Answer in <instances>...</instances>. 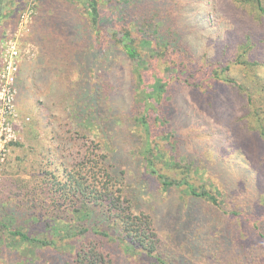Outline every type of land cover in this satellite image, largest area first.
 <instances>
[{"label":"rangeland","instance_id":"374dc122","mask_svg":"<svg viewBox=\"0 0 264 264\" xmlns=\"http://www.w3.org/2000/svg\"><path fill=\"white\" fill-rule=\"evenodd\" d=\"M34 4L13 0L14 16L0 25V56L9 43H16L21 58L15 97L19 117L11 125L14 137L0 161V226L9 217L12 229L55 240V247L34 253L33 264H76L79 250L92 245L106 263H151L126 250L120 230L112 229L103 210L94 214V221L85 220V226L76 221L75 229L110 228V237L89 231L65 239L67 232L53 231L58 221L67 223V213L76 215L74 205L91 206L92 197L74 193L71 179L77 172L92 176L87 159L102 153H108L105 168L113 176L112 192L121 191L134 212L151 217L173 256L168 255L171 264H257V259L264 264V137L247 97L253 92L264 100L262 84L254 85L264 80V65L245 68L238 62L248 34L259 42L251 58H264V20L253 18L250 2L101 0L103 30L128 28L139 41L151 42L143 48L144 86L151 88L156 80L166 84L153 106L136 97L133 63L109 43L98 58L95 40L86 36L89 30L69 5L56 10L69 22L74 20L73 42L82 45L87 62L82 70L77 68L80 72L73 67L82 82L66 77L67 72L54 76V70L42 63L45 54L36 35L43 7L52 8L49 2L39 8ZM147 4L153 11L145 15ZM95 60L105 80L95 77L88 85ZM90 89L98 91L97 99ZM107 95L112 97L108 100ZM76 104L82 113L91 108L94 121L79 114ZM139 115H146L150 125L149 154L146 134L137 124ZM147 156L174 182L172 187L166 188L147 171ZM185 182L199 191L218 190V203L186 196ZM72 226L62 229L73 230ZM4 233L0 229V236ZM6 242L13 244L11 239ZM5 247L0 245V264H18L19 254Z\"/></svg>","mask_w":264,"mask_h":264},{"label":"trees","instance_id":"16d2710c","mask_svg":"<svg viewBox=\"0 0 264 264\" xmlns=\"http://www.w3.org/2000/svg\"><path fill=\"white\" fill-rule=\"evenodd\" d=\"M47 2L50 3L52 10H45V7H43V10L41 11V14L39 16V22L37 24L38 33L36 35L39 50L42 49L40 47H43L41 55L43 56L45 54L42 63L49 65V67L54 70V76L60 78L64 76L62 74L68 73L66 77L72 75L77 81L82 82V77L76 72H73V67H75L76 70L80 72L77 68H80V70H82L83 65L85 64V62H87V60L85 61V58L83 56L84 51L82 45L79 42V44L73 42L72 37L74 33L72 32L71 27L74 20L72 22H69L62 16L61 11L56 10L59 5L65 6L67 8L69 6H73L74 10H77L79 20L83 21L85 27L89 30L88 34L86 32V36L88 35L92 42L93 39L95 40V43L91 44L94 46V53L96 54V56L99 58V53L102 52V49L104 48L106 43L113 44L115 47L119 48L120 51L123 52L133 63V76L135 81V91L137 95L136 97L140 101L146 102V104L150 106L155 105L156 102L159 103V95H157V93L165 88L166 84L163 83L162 80H156L151 88H145L144 86L143 71L145 69L147 61L144 57L143 48L147 45H151L150 41H139L138 36H136L128 28H125L124 30H116L113 32L109 31L108 29L103 30L104 27L102 24L103 15L101 0H34V6L39 8L42 3L46 5ZM248 2H250L249 7L252 10V15L254 16L253 18H255V20L257 21H263L264 0H248ZM12 4L13 0H0V25H3V23L7 19H9L11 15L14 16L15 11L10 10L12 8ZM144 8H146V12H144L145 15L148 14L149 10L153 11L152 4H147ZM22 14V12L19 14V19L23 17ZM245 38V42L241 43L242 51L238 55L239 64H243L245 68L251 67V65L253 64L264 65V62H261L262 59L264 60V58L258 60L253 59L250 56V54L255 50L254 46L259 42L254 41V37L252 34H248ZM261 43L262 42L260 41V44ZM38 59H40V56L38 57ZM95 61L97 63L93 66L90 64V79L86 81L88 85L95 77L97 78V80H105L106 74H100L101 72H98L95 69L98 65V61ZM66 67L67 69L63 70ZM257 82V85L259 87V83L262 84L260 90L263 91L264 80L258 79L257 81H254V85H256ZM88 92L93 93L91 97L97 99V90H94L92 92V90L90 89L88 90ZM73 96L74 100H80L76 95ZM111 97L108 96L107 99L109 100ZM247 97L248 105L252 109L253 114L256 117L258 130L262 137H264V100L263 98H261L260 94H254L253 92L247 95ZM78 107L79 105L76 104V109L79 114H86L87 120H89L90 122L94 121V118L96 116L91 108H88L86 105L88 109L85 113H82V110H78ZM137 124L140 126V130L142 132H145L146 134L145 144L148 148L145 150V152L149 154L152 152L151 145L153 144V142H151V140H149L148 138V136L151 134V130L146 115H139L137 117ZM87 126L89 127V124H87ZM88 127H86L85 130L88 129ZM94 143L96 144L95 147H100V144L98 142H92V144ZM148 151L150 152L148 153ZM107 155L103 153L96 154L94 158L87 159L86 164L91 165L90 172L93 173L92 176L85 174L82 175L81 173L77 172L76 176L71 179L74 185V193L83 195V197H92L91 206H88L87 202L86 205L85 203H82L80 206L75 203L78 207L74 205V210H72V213H75L77 216L74 214L69 216L70 214L67 213V223L64 224V219L58 221V227H53V231H55V228H57V230H59L58 232H56L57 234L60 232V230H64L65 232H67L66 234L68 236H65V239L74 237L77 238V236L88 234L89 231H95L96 233L104 235V237H110V228H107L103 231L98 229L95 230L93 226H90V228L86 226V228L83 229L80 227L75 229L74 224L76 221L82 222L83 224L81 225L85 226V220L94 221V214L98 213V210H103L108 214L109 220L113 222L112 229L120 230L122 243L125 245L126 250L133 253V257L137 256L139 257V260L140 258L147 257L151 261V263L149 264H171L172 260H170L169 258L170 254L167 253L165 242L161 241L158 233L155 230V226L151 217L146 216L142 213L134 212L131 200H127V202L124 201L126 198L122 197L121 191L118 192L117 195L112 192L113 176L105 168V160L107 159ZM144 160L147 171L157 176L166 188L172 187L174 185L173 181L167 180L166 175L161 174L155 168L153 158H149L147 156V158ZM103 164L104 167H102ZM100 170H102L105 174L103 175L101 172H99ZM188 171H191V169H189ZM184 184L186 187L184 190L186 196L195 199H201L209 203H218V196L221 193L218 190L215 189L214 191H210L204 188V190L199 191L193 183L185 182ZM212 187L214 186H211L210 188ZM64 188L65 187H63L61 190L65 193ZM124 203L127 204L126 207L123 206ZM8 218L9 217H7L2 223V226H0V229L6 230V235L4 233V235L0 236V239L4 237L3 239H1L0 245L6 246L4 249L7 250H9V248H12L19 254L18 256L20 257V261L18 262V264H33V261H35L33 260V258L36 259L34 253L37 252L38 249L51 248L56 246L55 240H51L50 238H41L38 236H34L31 233L24 232L21 229H12V226L7 224ZM67 224L73 225L72 227H74V229H62V227L65 225L67 227ZM10 239L12 240L13 244H9L6 242L7 240L10 241ZM170 257L173 259V256ZM246 259H249V257L247 256ZM112 263V259L107 263L105 262V257L100 253L95 245H92L90 247L85 246L81 248L76 254V264ZM135 264L138 263L136 262ZM139 264H141V261ZM257 264H263L262 260L257 259Z\"/></svg>","mask_w":264,"mask_h":264},{"label":"built area","instance_id":"2783aa9c","mask_svg":"<svg viewBox=\"0 0 264 264\" xmlns=\"http://www.w3.org/2000/svg\"><path fill=\"white\" fill-rule=\"evenodd\" d=\"M20 61L16 43H9L0 56V161L6 156V148L14 137L11 125L19 117L15 97Z\"/></svg>","mask_w":264,"mask_h":264}]
</instances>
